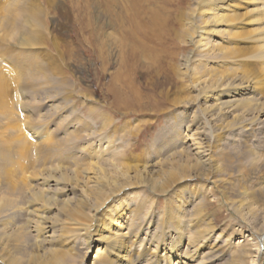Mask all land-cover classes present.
<instances>
[{
    "label": "rangeland",
    "instance_id": "obj_1",
    "mask_svg": "<svg viewBox=\"0 0 264 264\" xmlns=\"http://www.w3.org/2000/svg\"><path fill=\"white\" fill-rule=\"evenodd\" d=\"M220 1L195 7L196 0H0V202L23 203L21 211L13 209L1 217L22 218L15 225H5L8 231L18 226L24 231L20 238L32 241L43 235L44 225L31 227L38 217L28 212L39 203L33 196L31 202L32 190L58 201L44 210L41 219L52 223L54 235L61 233V220L71 215L82 197L77 189L66 190L70 182L64 183L57 172L52 173L54 178H46L35 173L38 170L58 165L73 176L89 162L114 171L112 165L121 162L153 165L181 150L195 156L191 142L209 131L212 122L221 124L234 115L236 129L227 131L217 151L230 161L225 164L232 181L247 191L264 193V137L259 128L264 125V111L262 115L246 114L237 102L218 111L214 108L218 101L241 99L245 94L218 98L219 93L201 100L192 73L184 65L186 56L197 53L205 42L206 50L193 56L196 60L189 64L198 79L208 81L222 75L215 90L223 91L230 78L246 74L252 85L246 97L253 103L264 101L263 0H243L240 8L234 6L238 0H227L225 8L218 7ZM232 13L241 15L238 22L208 24L202 32L196 27L206 19L219 20ZM174 29L179 30V37ZM189 34L195 44L188 43ZM207 49L210 55L204 54ZM174 98L184 100L176 104ZM250 121H257L255 136L243 140L239 128ZM244 150L254 153L251 159L243 156ZM148 190L127 188L115 199H129V208L139 200L140 215L152 210V218H129V222L132 230L139 229L140 238L150 225L155 233L164 234V245L161 242L156 250L159 262L171 253L175 229L192 240L215 226L228 236L227 250L209 262L200 254L198 264H233L242 250L252 254L247 264H261V242L257 246L250 233L254 212L234 206L209 178L186 177L162 193ZM3 226L0 223V233L6 231ZM84 237L80 235L78 250L73 251L77 261L87 253L80 263L89 264L99 246L89 249ZM178 249L188 247L183 243ZM145 263L148 259L143 254L137 264ZM234 264L240 263L236 260Z\"/></svg>",
    "mask_w": 264,
    "mask_h": 264
},
{
    "label": "bare ground",
    "instance_id": "obj_2",
    "mask_svg": "<svg viewBox=\"0 0 264 264\" xmlns=\"http://www.w3.org/2000/svg\"><path fill=\"white\" fill-rule=\"evenodd\" d=\"M211 1L215 0H196L195 7H197L198 4H209ZM243 2V0H238L234 6L240 8ZM227 3V0H221L218 7L225 8L227 7ZM262 9H264V0ZM232 12H234V10H232ZM199 14L202 13L200 12ZM240 17L241 15H235L232 13L222 16L219 20L217 18H209L196 27L198 31L202 32L204 27L208 24L236 23L239 21ZM175 35L176 37L180 36L178 29L175 30ZM189 37L190 40L188 43L195 44L192 40L193 34H189ZM197 42H199V40H197ZM204 44L205 42L199 46L200 50L197 53L190 52L186 56V62H184L185 67L188 68L187 72L192 73V83L196 84L198 88L199 98L201 100H206L219 93L220 94L217 95L218 98L224 96L230 97V94H245V97L241 99L238 97L218 101L219 104L217 103L214 105V108L218 111L227 110L225 108H229L230 106L228 105H232L233 102H237V104H239L238 107H241V110L246 114L257 112L262 115L264 111V107H262L264 106V101L253 103L249 97H246L252 90V85L249 81H247L248 77L246 74L230 78V80L223 85L227 86V88L223 89V91L215 90V87H218L222 83V80L220 79L222 75H219V78H213L208 81L205 79H198L195 74L197 72L196 69L191 68L189 64H192L196 60L193 56L199 57L201 56L199 53L206 50V47L203 46ZM196 47H198V45H196ZM218 49V46L214 48V50ZM221 51L226 52L225 50H220L219 52L221 53ZM204 54L210 55L211 50L207 49V52ZM173 71L176 73L175 69H173ZM225 73L227 76H231L230 72ZM246 85L247 87H245ZM241 87H244L247 91H240ZM233 96L234 95H231V97ZM183 100V98H174V102L176 104H180ZM235 118L236 116L234 115L233 119ZM233 119L221 124L212 122L209 131L207 130L202 132L201 137L198 136L195 138L197 139L196 141L194 139L193 142H191L195 146L194 149H196V157L194 155L190 156L186 153V151L181 150L173 153L167 159L160 160L157 163L155 162L156 164L153 165L121 162L118 165H112L114 171H108L96 162H89L85 163L83 171H80L81 173H88L86 176L82 175L80 172L78 173L77 170L75 171L77 172L76 174L69 176L68 171L58 165L38 170L35 173L46 178L47 176L54 178L55 176L52 175V173L57 172L58 177L60 176L64 183L65 181L70 182L66 183L68 188L66 190L71 191L73 189H77L82 197L76 201V207H73L70 210L71 215L61 220V224L64 226L61 233L54 235L55 228L52 226V223L47 222L46 224V222H42L41 219H44V210L53 208L54 205L58 204V201L55 200L53 195L45 197L41 192H33L32 190V193L29 195L31 202H33L31 197L33 196L39 203L38 206L28 212V214L35 212L38 217L36 222L31 221L33 224L31 227L34 229L36 226L44 225L45 229L43 235L38 237V239L36 238L37 240L35 239V241L20 238L19 233L24 234V231L18 228V226V229L15 228L11 231L6 229L5 225L8 227L10 225H15L18 222L17 220H21L22 218H1L2 216L5 217L10 210L16 209L21 211L23 208V203H21L22 201H19L18 203H10V200H7L3 204L0 202V223H2V225L5 226H3V228L6 229V231L0 233V264H81V260H84L87 257V253H82L81 256H79L81 257V260L77 261L76 258L78 256L76 255V251H73L78 250L77 242L81 234L85 235L84 241L89 249L93 246H99L96 249V255L93 256V261L89 264H137V261L141 259L143 254L148 259V263L145 264H198L199 262L196 261L198 255L200 254L203 255V259L208 262L215 260L216 258L222 256V253L224 252L223 250H227L228 236L225 237V234L223 235L222 232H217L215 226H211L204 232H200L199 236L196 237L197 239L193 238L192 240L188 237V234L175 229L173 231L175 239L170 242L171 250L168 248L171 253L168 255L169 257L166 260H163V258L161 262H159L156 260V250L161 242L164 245L162 238L164 237V234L160 236L157 232L155 233V229H153V227L151 229L150 227L152 225H150V227L147 226L145 236L140 238V234L138 235L139 229L135 227L133 231L131 229L132 224L129 222V218H152V210H143L144 213H141L140 215L138 214L141 208L139 200H137L138 202L136 200L132 201V206L129 208L130 205L128 206L127 204L129 199L126 201H124L125 198H121L123 201H116L115 199V196H119L118 194L120 193H122L121 195H124V189L135 186H141L144 189H149L148 191L152 192V194H154L155 191L162 193L176 182L191 176H204L209 178L213 187L218 190L220 189L222 193L226 194L227 197L234 203V206L239 207L243 211L248 209L254 212V214H251L252 216L254 215V226L249 228L251 230L250 233H252L253 237L256 239L257 246L260 247L261 242V248L260 250L258 249L261 251V255H259V262L264 264V193L259 192L256 189L247 191L245 187H242L240 184H236L232 181L230 174L226 170L227 167L225 164V162L227 163L230 161H226L222 158V153L217 151L216 147L217 145L220 146V144L226 140L227 135H229L227 134V131H231L236 127L234 126L236 123L233 122ZM261 120H264V118ZM257 121H250L240 126L239 129H242L241 134L244 138L243 140L253 139L251 136L253 135V129L255 128ZM27 126L28 123L26 127ZM259 128L261 129V134L264 137V125H259ZM23 129L25 128L23 127ZM220 148H222V145ZM242 154L250 159L254 155V153L250 150H244L242 151ZM13 165L14 164H12V166ZM253 165V162H251V166ZM58 183V181L55 182L56 189H60L58 187ZM234 193L235 196L232 195ZM196 197L197 196H193V199H196ZM180 198H182V193L179 194V201ZM255 200H260L261 204L251 205L250 203ZM180 203L182 202H179L177 206L179 208L177 210L178 213H180ZM131 211L132 214H128V212ZM150 222H148V225ZM239 227L243 228L245 226L239 224ZM240 230L241 229H239V232ZM53 242L58 243L59 246L44 247L45 244ZM70 242L73 244L67 246ZM183 243L186 244L188 249L186 251H179L178 248ZM138 246H142L143 248L140 249ZM136 249H138L137 252H134ZM251 255L250 251L243 253L242 250L236 260L240 264H247L248 258ZM236 260L233 261V264L236 263ZM225 264L230 263L226 262Z\"/></svg>",
    "mask_w": 264,
    "mask_h": 264
}]
</instances>
